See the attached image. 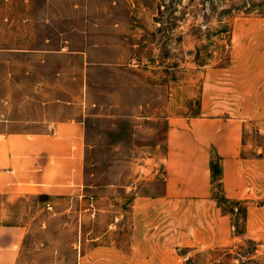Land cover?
Returning a JSON list of instances; mask_svg holds the SVG:
<instances>
[{"label": "rangeland", "instance_id": "obj_1", "mask_svg": "<svg viewBox=\"0 0 264 264\" xmlns=\"http://www.w3.org/2000/svg\"><path fill=\"white\" fill-rule=\"evenodd\" d=\"M237 112L255 234L163 245L169 220L131 204L162 189L142 166L164 151L168 118ZM0 117L31 130L83 120L91 145L82 197L21 204L19 264H264V0H0ZM217 198L244 230L245 203Z\"/></svg>", "mask_w": 264, "mask_h": 264}, {"label": "crops", "instance_id": "obj_2", "mask_svg": "<svg viewBox=\"0 0 264 264\" xmlns=\"http://www.w3.org/2000/svg\"><path fill=\"white\" fill-rule=\"evenodd\" d=\"M245 99L257 100L242 94L238 101ZM246 119L239 112L168 118L164 151L149 158L155 162L142 166L162 189L135 196L131 204L135 214L169 220L170 243L163 245H224L255 234L259 206L253 198L260 188L254 181L250 185L251 161L243 153ZM88 147L83 120L63 119L43 130H31L12 128L0 117V264H19L30 225L21 216L27 217L20 208L25 200L51 203L55 198L84 195ZM213 164L221 169L218 179ZM217 195L235 209L245 203L244 230L235 234L233 217L219 205Z\"/></svg>", "mask_w": 264, "mask_h": 264}, {"label": "trees", "instance_id": "obj_3", "mask_svg": "<svg viewBox=\"0 0 264 264\" xmlns=\"http://www.w3.org/2000/svg\"><path fill=\"white\" fill-rule=\"evenodd\" d=\"M212 170H213V175H214L215 179L220 178V175H221L220 167H218L217 165L213 164L212 165Z\"/></svg>", "mask_w": 264, "mask_h": 264}]
</instances>
